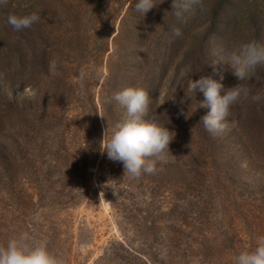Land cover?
Segmentation results:
<instances>
[{"label": "trees", "instance_id": "obj_1", "mask_svg": "<svg viewBox=\"0 0 264 264\" xmlns=\"http://www.w3.org/2000/svg\"><path fill=\"white\" fill-rule=\"evenodd\" d=\"M178 3L186 8L179 17L173 0H155L157 6L145 16L134 10V0H34L18 10L20 15L34 11L40 19L20 31V95L4 110L0 103V247L22 233L31 238L35 231H45L47 215L89 195V170L111 128L127 118L126 109L112 97L127 88L148 93L144 119L167 127L174 137L169 150L146 158L155 171L142 173L144 182L155 183L152 176L160 172V161L172 155L180 168L214 176L205 183L224 189L237 184L233 177L241 173L239 162L225 153L230 142L207 132L202 123H179L177 108L167 104L184 90H169L161 103L166 79L171 77L173 84L178 79L174 68L181 43L205 0ZM173 29L182 36L175 37ZM52 60L57 62L56 74L49 72ZM30 83L33 96L26 94ZM247 123L243 128L240 122L236 130L242 136L254 132L243 140L255 162L264 148L263 126L253 118ZM247 186L254 189L255 184Z\"/></svg>", "mask_w": 264, "mask_h": 264}, {"label": "rangeland", "instance_id": "obj_2", "mask_svg": "<svg viewBox=\"0 0 264 264\" xmlns=\"http://www.w3.org/2000/svg\"><path fill=\"white\" fill-rule=\"evenodd\" d=\"M33 1L0 4L2 110L20 95V31H15L7 18L20 15ZM24 11V15L34 12ZM30 35L28 32L27 37ZM251 42L264 47V0H205L188 38L181 43L174 68L178 79L173 84L171 77L167 78L161 91V103L171 94L169 90L185 91L167 104L177 108L179 123L194 126L210 109L199 108L205 100L202 92L188 91L191 79L211 76L220 80L222 75L225 89L239 84L248 89L247 98L241 96L230 106L227 129L217 134L230 142L225 149L227 159L236 157L239 162L241 173L233 177L237 184L224 189L205 183L214 176L182 169L172 155L160 161V172L152 176L156 182L146 183L141 176L124 175L122 163L109 160L101 151L89 170V195L75 206L47 215V229L35 231L27 243L45 244L60 264H234L235 255L253 251L264 237V148L253 162L255 155L243 139L254 137V132L242 136L236 127L241 122L244 128L250 119H256L262 122L264 140V64L240 81L228 62L231 52ZM32 51L29 47V58H33ZM182 72L186 75L181 76ZM31 83L26 89L28 96H33ZM256 95L261 97L259 101L252 99ZM10 112L5 111L6 119ZM249 183L255 184L254 189Z\"/></svg>", "mask_w": 264, "mask_h": 264}, {"label": "clouds", "instance_id": "obj_3", "mask_svg": "<svg viewBox=\"0 0 264 264\" xmlns=\"http://www.w3.org/2000/svg\"><path fill=\"white\" fill-rule=\"evenodd\" d=\"M5 2L6 0H0V4ZM156 6L155 0H134V10L143 16ZM172 9H177L175 12L177 17L186 10L181 7L178 0H173ZM39 19V15L35 12L27 15L10 14L7 23L15 31H22L30 28ZM173 35L181 37L182 33L179 29H173ZM228 62L234 69L233 74L240 81H244L250 77V73H254L258 65L264 64V47L255 42L244 44L229 54ZM49 72L56 74V60L50 62ZM184 75L186 72L181 73V76ZM83 76L84 73L81 72L80 77ZM222 80V75L220 80L211 76L201 77L196 81L191 79L188 87L191 93L196 91L203 93L205 100L199 103V108L206 107L210 111L201 117L199 123L202 122L204 129L212 134L223 133L227 129L226 120L230 106L241 96L247 98L249 94L248 89L242 84L225 89ZM112 99L126 109L127 118L111 128L110 137L102 153H106L109 160L122 163L124 175L138 178L142 173H153L155 165L146 158L158 156L169 150V144L174 138L172 132L167 127H161L155 122L144 119L149 108V95L144 89L127 88L114 94ZM252 99L259 101L261 97L256 95ZM181 114H184L183 110ZM28 240V234L22 233L10 239L6 247H0V264H60L45 244L29 245ZM233 261L234 264H264V237L260 238L253 251H243L235 255Z\"/></svg>", "mask_w": 264, "mask_h": 264}]
</instances>
